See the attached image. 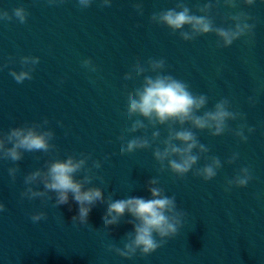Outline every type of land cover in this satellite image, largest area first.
<instances>
[{
	"label": "water",
	"instance_id": "obj_1",
	"mask_svg": "<svg viewBox=\"0 0 264 264\" xmlns=\"http://www.w3.org/2000/svg\"><path fill=\"white\" fill-rule=\"evenodd\" d=\"M134 2L112 0L111 7L101 8L96 0L82 10L76 0L53 6L47 0H0V9L9 13L21 5L29 12L26 24L0 21V65L14 59L0 71V130L47 117L61 158L84 152L103 162L99 174L108 182L105 196L148 199L147 181L158 177L166 194L175 195L178 207L188 213L184 226L151 255L121 258L107 251V245L123 246L125 234L133 231L125 222L130 216L106 230L105 204L98 203L89 215L90 226H82L72 224L78 205L71 196V210L69 205L54 208L52 202L44 207L39 199L21 202L24 175L49 158L25 153L15 184L7 172L12 163L0 161V201L7 207L0 213V264H264V2L257 0L252 7L241 4L235 10L221 3L217 25L225 13L241 9L256 24L250 43L244 37L225 49L215 47L214 35L185 42L178 33L172 35L166 27L150 23L153 12L174 7L175 0H143V15L133 8ZM186 2L195 11L197 3L207 0ZM24 55L39 56L40 63L32 80L18 84L9 69L19 71V58ZM89 57L99 66L98 73L81 66ZM149 57L164 58L166 73L186 81L193 92L206 94L208 108L226 97L255 127L252 134L245 129L246 143L230 133L219 137L197 133L210 148L209 155L222 162L233 152L240 154L235 164L225 163L213 180L204 182L191 173L183 179L170 171L159 173L151 149L119 154L117 137L130 126L123 115L126 93L142 80L125 81L123 76L137 58L144 62ZM250 96L255 106L248 104ZM241 122L230 125L235 128ZM153 130L147 134L151 136ZM160 132L161 138L167 134L164 127ZM203 163L202 159L198 166ZM244 166L250 167L253 179L245 188L225 192L226 179ZM94 184L105 187L99 181ZM35 210L46 211L48 219L33 224L29 214Z\"/></svg>",
	"mask_w": 264,
	"mask_h": 264
},
{
	"label": "clouds",
	"instance_id": "obj_2",
	"mask_svg": "<svg viewBox=\"0 0 264 264\" xmlns=\"http://www.w3.org/2000/svg\"><path fill=\"white\" fill-rule=\"evenodd\" d=\"M94 2L96 0H76L82 10L91 7ZM256 2L257 0H207L203 4L197 3L193 11L186 0H175L174 7L153 12L149 21L153 25L166 27L172 35L178 33L179 38L185 42L214 35L215 47L225 49L244 37L248 38L246 43H250L256 24L255 18L241 9L225 13L221 16L222 23L217 25L216 17L220 16L221 3L224 8L235 10L241 4L252 7ZM62 3L64 0H47L49 6ZM111 5L112 0H99L101 8ZM133 8L139 15H143V0H136ZM28 16L29 12L22 5L13 8L11 13L0 9V21L12 22L15 19L20 24H26ZM13 62V57H9L7 63L0 65V71ZM39 63V56H21L20 70L9 69V75L18 84L30 81ZM81 66L90 73H98L100 70L90 57L83 59ZM166 67L164 58L149 57L144 62L137 58L124 73L125 81H137L141 77L142 80L139 86L126 93L123 115L130 126L124 128L117 137L121 142L119 154L124 156L151 149L154 160L159 164V173L170 171L178 179L191 173L204 182L211 181L225 163L235 164L240 154L233 152L222 162L218 156L209 155L210 148L200 141L197 133L206 131L212 137L230 133L240 142L246 143L248 135H245V129L249 134L256 129L246 123V113L233 109L230 99L221 98L208 108L209 97L206 94L193 92L186 81L166 73ZM60 82L63 83V79ZM247 102L250 106H255L256 103L252 96L248 97ZM234 121L242 122L232 128L230 122ZM49 124V119L44 117L39 122H24L7 131L0 130V161L12 163L7 169L11 183L16 182L21 171L19 161L24 159L25 153L39 152L49 157L42 167L24 175L21 202L25 199H39L44 207L52 202L54 208L69 205L71 210V196L72 201L78 205L77 214L71 217L72 224L82 226H90L89 215L98 203L105 204L107 207L102 220L106 230L119 225L125 215L130 216L131 219L125 222L133 226V231L125 234L123 246L107 245V251L125 259H132L138 253L142 257L149 256L179 234L188 213L178 207L175 195L166 194L158 177L147 181L146 188L150 198L131 196L113 200L114 193L104 195L108 182L99 174L103 162L93 159L91 153L84 152H74L61 158L58 146L53 143L55 132L48 127ZM57 124L63 126L61 121H57ZM160 127H164L167 133L163 138ZM149 129H154L151 136L147 134ZM137 132L142 134L132 135ZM129 135H132L131 139L127 138ZM36 159L39 160L40 157ZM108 159L109 156L106 155L104 160ZM202 159L203 165L198 166ZM252 179L250 167H240L234 176L226 179L224 190L230 192L234 187L245 188ZM94 181H99L105 187L96 186ZM5 211L7 207L0 201V213ZM29 219L33 224L46 221L48 213L35 210L29 214Z\"/></svg>",
	"mask_w": 264,
	"mask_h": 264
}]
</instances>
